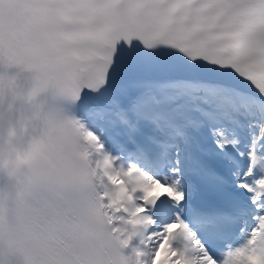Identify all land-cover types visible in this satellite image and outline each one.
<instances>
[{
    "label": "snow or ice",
    "instance_id": "1",
    "mask_svg": "<svg viewBox=\"0 0 264 264\" xmlns=\"http://www.w3.org/2000/svg\"><path fill=\"white\" fill-rule=\"evenodd\" d=\"M0 65L51 81L95 170L54 153L18 211L90 264H264V0H0Z\"/></svg>",
    "mask_w": 264,
    "mask_h": 264
},
{
    "label": "clouds",
    "instance_id": "2",
    "mask_svg": "<svg viewBox=\"0 0 264 264\" xmlns=\"http://www.w3.org/2000/svg\"><path fill=\"white\" fill-rule=\"evenodd\" d=\"M0 67L5 69L0 72V264H90L72 232L43 214L18 211L30 206L56 152L63 154L74 181L91 180L95 170L90 147L69 128L68 113L50 104L52 84L40 69L20 68L31 73L21 83L20 73L9 75L12 67ZM43 94L48 96L41 99ZM94 203L109 234L116 228L124 231V225L113 222L117 218L107 216L102 199Z\"/></svg>",
    "mask_w": 264,
    "mask_h": 264
}]
</instances>
